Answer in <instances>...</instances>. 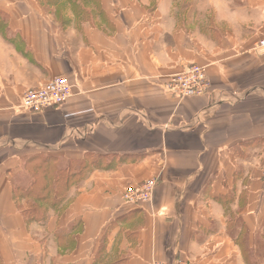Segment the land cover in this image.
<instances>
[{"label":"crops","instance_id":"1","mask_svg":"<svg viewBox=\"0 0 264 264\" xmlns=\"http://www.w3.org/2000/svg\"><path fill=\"white\" fill-rule=\"evenodd\" d=\"M96 1L79 22L0 0V264H264V0ZM190 65L206 93L165 94ZM59 76L65 104L20 108ZM34 149L97 161L40 222L13 197ZM148 180L149 204L122 201Z\"/></svg>","mask_w":264,"mask_h":264},{"label":"built area","instance_id":"2","mask_svg":"<svg viewBox=\"0 0 264 264\" xmlns=\"http://www.w3.org/2000/svg\"><path fill=\"white\" fill-rule=\"evenodd\" d=\"M259 49H264V40L258 43ZM209 88L206 67L190 65L180 72L170 76L163 83L162 90L165 94L178 99L202 96ZM72 85L65 76L51 79L49 82L36 89L27 91L21 98L20 108L27 112H40L47 108L59 107L72 97ZM264 180V165L261 170ZM156 186L155 180L144 182L137 189H127L122 194L125 204L143 205L152 201ZM151 264H186L184 261L175 260L172 263L153 262Z\"/></svg>","mask_w":264,"mask_h":264},{"label":"rangeland","instance_id":"3","mask_svg":"<svg viewBox=\"0 0 264 264\" xmlns=\"http://www.w3.org/2000/svg\"><path fill=\"white\" fill-rule=\"evenodd\" d=\"M92 5H94L96 7V6H98V2L96 0H94L93 2L89 3L86 7H84L85 8L84 13L82 14V16L80 15V18H78L79 20L77 19L79 22L86 20V18H85L86 17L85 14L87 13L86 10H88V8L91 7ZM84 8H82V9L84 10ZM52 9L55 10L56 16L58 18V16H59L58 14L61 12L60 11L61 7L60 6L57 8L53 7ZM58 20L60 21V18H58ZM25 157L29 158V159L31 158L34 161L30 162L31 159L28 161L30 163H25L26 161H23V163L20 166L22 169H21V171H19V177L20 176L23 177V175L26 176L27 174L30 176L31 175L30 172L33 173V165L35 164V162H39V160L35 161V159H33V158H40L42 160L43 159L56 160L54 163L50 162V167L49 168L47 167V169H45V172H43V168H41L38 171L34 170L35 175L37 178H39L40 185L42 187L44 185H47V183H50L52 188H55L57 190L56 192H53V193H56V195L52 196V198H51L52 203H51V201L50 202H44V203H38V202L36 203L34 200H30L27 202L26 200H23L22 198L18 199V204L21 206V208H26L27 206H29V204L34 208L35 207L38 208L39 216H42V217L44 216L43 219H45V215H46L48 209L54 208L56 210H59L61 206L64 207L63 204L65 201L66 191L69 189L71 184L79 181L80 177L84 174V172L90 168L91 162H92L91 158H84V159H80V160L68 161L66 158H61L59 156H56V154L40 152V151H37L36 149H34L33 151L31 150L30 152H27L26 154H24L23 159ZM56 167H60L62 170L66 169L68 172H70V174H72L75 171L76 172L79 171L80 177L75 178L69 186H66V184L64 183V179H63L64 175L61 174L60 177L62 176V178L59 177L60 181L55 186V184L52 181L56 176V172H57ZM18 178H16V181ZM42 208H43V210H42ZM245 236H247V232L245 230H243L241 235H240L241 240H243L245 238ZM243 249L247 250V253L245 254L246 261L248 263H251L252 260L250 257V253H248L249 247L246 243H243ZM262 249H264V248H262Z\"/></svg>","mask_w":264,"mask_h":264},{"label":"trees","instance_id":"4","mask_svg":"<svg viewBox=\"0 0 264 264\" xmlns=\"http://www.w3.org/2000/svg\"><path fill=\"white\" fill-rule=\"evenodd\" d=\"M91 2H93V0H45V4L50 7H56V8L59 6L61 7V10H60L61 12L58 14L59 15L58 18H60V21H63L62 16H63V13L67 9L71 11L72 14L76 18H80V15H82L85 11L84 7H86ZM82 8H84V10ZM5 27H6L5 19L2 17L0 13V31H3ZM30 159H28L25 163H30L31 161H34ZM33 159H35V161L39 160V162H35V164L33 165V173L30 172L31 175L29 177V181L26 184L22 183V184H18L13 187V197L17 204L18 210L23 214V216L28 222H31V221L40 222L44 220L43 219L44 216L43 217L39 216L38 208L36 207L34 208L30 204L26 208H21V206L18 204V199L22 198L23 200H26L27 202L30 200H34L36 203L37 202L44 203V202H50V201L52 203L51 198L52 196L56 195V193H53V192H56L57 190L55 188H52L50 183H47V185H44L42 187L40 185L39 178H37L35 175L34 170L38 171L41 168H43V172H45V169H47V167L48 168L50 167V162L54 163L56 160H51V159L42 160L40 158H33ZM29 160L30 162H28ZM96 162L97 161H92L91 164L95 165ZM56 168H57L56 176L52 181L55 184V186L57 183H59L60 181L59 177L61 174L64 175L63 179H64V183L66 184V186H69L75 178L80 177L79 171L78 172L75 171L72 174H70V172H68L66 169L62 170L60 167H56ZM60 178H62V176Z\"/></svg>","mask_w":264,"mask_h":264}]
</instances>
